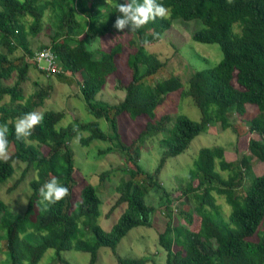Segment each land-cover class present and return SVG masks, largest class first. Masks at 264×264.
Here are the masks:
<instances>
[{
    "label": "trees",
    "instance_id": "obj_1",
    "mask_svg": "<svg viewBox=\"0 0 264 264\" xmlns=\"http://www.w3.org/2000/svg\"><path fill=\"white\" fill-rule=\"evenodd\" d=\"M98 1L0 0V46L5 49L0 51V124L8 123L9 146H14L9 159L0 160V183L13 174V160L25 163L22 176L27 170L35 172L29 182L31 192L25 210L5 225L9 264L25 261L38 264L47 249L55 251L61 264H69L60 254L71 249L88 252V264H95L100 247L115 252L130 229L152 227L155 207L146 202L150 191H162L167 204L174 200L159 180L161 168L167 158L183 153L191 140L212 123L237 134V154L246 136V152L232 162L225 159L221 146L199 149L189 171L190 181L181 189L188 198L189 193H196L198 203L191 211L183 212V224L168 221L158 233V243L166 253L165 264H264V171L256 174L252 168L253 160L264 163V0H158L166 7L167 14L131 31L113 27L120 15L115 5L125 0H109L108 10L104 12ZM84 2L89 8H84ZM47 10L54 17V26L39 48H50L65 72L80 74V95L95 119L75 118L72 123L62 125L65 111L45 110L43 121L33 129L32 135L27 140L17 139L16 118L42 106L49 94L50 86H47L26 96L22 86L28 80L30 66H35L31 61L35 53L31 37L37 38L45 31L43 19ZM176 20H199L192 39L216 43L222 53L214 66L190 74L186 90L182 89L177 75L156 78L167 61L160 60L145 47L158 41ZM123 32L134 35L124 57L128 78L119 79L118 87L125 90V95L118 103L110 104L96 96L107 77L118 70L122 43L118 41L108 49L89 50L87 42L90 36ZM17 49L23 52L20 56H14ZM11 79L13 82L9 83ZM179 91L189 95L200 110L198 121L183 114L176 115L173 121L168 113L155 117V108L170 93ZM5 96L8 101H2ZM249 104L256 105L258 113L247 118ZM121 113L133 119L147 118L139 135L129 143L121 139L118 130L117 116ZM234 115L246 124L245 130L234 122ZM98 119L108 123V131L101 129ZM82 131L88 134L80 137L81 145L101 139L109 142L103 152L115 150L123 155L124 163L120 167L123 174L115 187L118 196L109 213L122 203L125 208L108 231L97 221L102 201L92 184L85 183L79 199H74L75 160L70 140ZM160 132L164 133L158 141L162 155L155 170L150 172L139 162L140 150L146 135ZM220 171H227V177ZM108 175L109 171H103L99 178L103 180ZM53 177L69 189V194L45 206L40 203L39 188ZM194 180L196 185L192 184ZM245 180L249 183L239 194L236 191ZM213 191L229 204L227 217L215 203ZM5 211L7 206L0 198V214ZM151 256L122 258L115 254L117 264L149 261L157 264Z\"/></svg>",
    "mask_w": 264,
    "mask_h": 264
},
{
    "label": "rangeland",
    "instance_id": "obj_2",
    "mask_svg": "<svg viewBox=\"0 0 264 264\" xmlns=\"http://www.w3.org/2000/svg\"><path fill=\"white\" fill-rule=\"evenodd\" d=\"M88 1L91 3V0ZM108 2L109 0H99L97 2L103 12L108 10L106 8ZM83 5L84 8H89L87 2H84ZM50 14L51 11L47 10L43 19L46 27L45 31L39 34L37 38L31 37V46L34 51L40 49V44L48 39L46 33L54 26L52 24L54 17L50 16ZM80 16L81 12H78L77 18H80ZM199 25V20L186 22L176 20L170 29L162 33L158 41L146 44L145 47L148 51L155 54L160 60L167 61L165 67L156 78H163L171 74L177 75L182 82V89L186 90L191 73L214 66L221 59L222 53L218 44L201 43L192 39V33ZM133 36L130 32H123L121 34L107 33L103 36L89 37L87 45L90 49H108L118 41L122 43L123 48V55L121 53L117 59L118 70L107 77L106 83L96 96L98 99L110 104H116L123 99L125 90L119 89V79L121 77L128 78L124 57L130 49L129 40L134 38ZM4 50L0 46V51ZM22 53L21 49H17L14 56H20ZM41 64L44 65V62H41ZM62 73V76H57L56 74L47 75L37 67L30 66L28 80L22 84L26 96L35 90L50 86L49 94L44 103L42 106L37 107L35 111L40 113L50 109L65 111L66 114L61 121L62 125L72 123L75 118L80 121L95 119L87 111L80 95V82L82 81L80 74ZM12 82L13 79L9 80V83ZM173 94L175 93H170L165 101L155 108V117L158 118L162 114L168 113L173 121L176 115L183 114L192 120L198 121L201 113L192 98L187 94H181L180 91L175 95ZM2 101H8V97L5 96ZM247 111H249L247 118L258 113L257 106L254 104L247 105ZM233 117L234 122L240 124L242 129L245 130L246 124L236 119L235 115ZM146 120L145 116H138L133 119L127 113L118 115L117 125L121 139L127 143L136 139ZM97 121L103 131H108V123L104 119H98ZM172 121L169 126H171ZM87 134L88 132L86 131L77 132L70 140L75 160L74 175L76 186L74 188V199L76 201L79 199L80 190L85 183L92 184L102 201L99 206L100 215L97 221L104 230L108 231L125 208V203H122L109 213L110 207L118 196L115 187L123 174L120 170L124 163L123 155L115 150L103 152L109 146V142L101 139H94L89 145H81L79 142L80 137ZM163 135L164 133L162 134L161 132L157 134L150 133L144 137L139 160L143 169L152 172L158 165L162 155V148L159 146L158 141ZM244 138L245 142L241 140L243 144L239 147L240 154H237L235 151L239 141L237 134L230 128L222 129L218 123H212L208 125V129L205 132L198 134L191 140L183 153L167 158L158 176L170 197L174 199L173 202L167 204L166 197L160 190L150 191L146 202L155 207L153 226H137L130 229L117 244L115 252L109 247H100L95 264H117L115 254L122 258H139L150 254L152 255L151 257H155L157 264H165L166 253L158 243V233L165 228L168 221L171 224L176 221L183 224V212L187 209L191 211L198 203L196 193H189L190 198H188L181 189L185 188L190 181L189 171L193 168V162L199 149L202 147L221 146L225 150V159L236 162L239 156L246 152V136ZM13 152L14 146L11 144L9 146V155ZM12 164L14 166L13 174L5 182L0 183V198L8 210L3 215L0 214V264H9L5 245V225L11 217L21 214L25 210L27 197L31 192L29 182L35 176V172L32 170H27L22 176L23 169L26 166L25 163L13 160ZM252 164L253 171L256 174L263 173V162L253 160ZM217 169H219L218 165ZM103 171H109V175L101 180L99 175ZM220 172L224 178L227 177V171ZM248 183L249 180L243 181L242 187H239L236 192L242 194ZM192 184L196 185L197 180H194ZM212 193L215 197V203L220 206V212L224 217H227L231 210L229 204L226 203L223 196L217 195L215 191ZM167 205L170 206L167 207ZM81 230L83 231L82 227ZM85 235L91 237L90 234L86 233ZM60 255L69 264H88L90 257L88 252L74 249L62 251ZM24 264L29 263L25 261ZM38 264L61 263L57 259L55 251L47 249ZM145 264H151V262L149 261Z\"/></svg>",
    "mask_w": 264,
    "mask_h": 264
},
{
    "label": "clouds",
    "instance_id": "obj_3",
    "mask_svg": "<svg viewBox=\"0 0 264 264\" xmlns=\"http://www.w3.org/2000/svg\"><path fill=\"white\" fill-rule=\"evenodd\" d=\"M115 7L120 15L116 17L113 27L120 31L125 28H129L130 31L139 29L150 20H155L157 17L163 18L166 14V7L158 0H142V2L125 0L124 3L116 4ZM43 118V114L36 111L17 117L14 123L17 139L27 140L32 135L33 129L43 121ZM7 133L8 123L0 124V160L5 162L9 159ZM68 194L69 189L55 177L39 188L40 203L45 204V206L57 203ZM24 203L26 204V202Z\"/></svg>",
    "mask_w": 264,
    "mask_h": 264
},
{
    "label": "built area",
    "instance_id": "obj_4",
    "mask_svg": "<svg viewBox=\"0 0 264 264\" xmlns=\"http://www.w3.org/2000/svg\"><path fill=\"white\" fill-rule=\"evenodd\" d=\"M31 61L47 75L65 72L61 67L59 58L48 47H43L35 51ZM41 62H44V65Z\"/></svg>",
    "mask_w": 264,
    "mask_h": 264
},
{
    "label": "crops",
    "instance_id": "obj_5",
    "mask_svg": "<svg viewBox=\"0 0 264 264\" xmlns=\"http://www.w3.org/2000/svg\"><path fill=\"white\" fill-rule=\"evenodd\" d=\"M264 170V169H263Z\"/></svg>",
    "mask_w": 264,
    "mask_h": 264
}]
</instances>
